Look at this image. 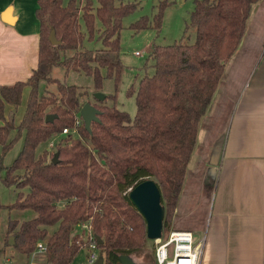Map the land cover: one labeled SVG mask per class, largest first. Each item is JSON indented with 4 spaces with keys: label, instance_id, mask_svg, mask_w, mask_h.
Returning a JSON list of instances; mask_svg holds the SVG:
<instances>
[{
    "label": "trees",
    "instance_id": "16d2710c",
    "mask_svg": "<svg viewBox=\"0 0 264 264\" xmlns=\"http://www.w3.org/2000/svg\"><path fill=\"white\" fill-rule=\"evenodd\" d=\"M257 2L193 0L189 25L195 28L194 41L153 44L147 56L152 73L144 74L135 88L131 85L128 89V93H134L133 118L114 106L94 101L100 111L88 131L79 115L82 91L75 84L50 76L51 68L62 65L65 73L75 70L91 75L95 90L100 89L104 77L117 84L123 70L121 18L136 3L97 0L94 6L91 0H37L36 68L26 80L0 86L1 180L18 189L12 203H0V212L31 209L35 215L22 220L8 218L0 254L6 255L7 246L25 257L23 264H29L41 241L46 263L70 264L84 242L74 227L86 221L92 234L101 239L98 256L104 264H122L121 255L130 256L134 264H155L150 252L153 239L147 238L145 220L131 203L128 191L145 178L153 179L164 208L161 232H167L199 124ZM166 5V0L157 4L151 24L154 28L160 27ZM96 20L100 23L97 28ZM146 26L148 19L144 16L131 24L135 30ZM51 29L59 40L57 44L48 39ZM85 38H95L100 45L84 47ZM25 85L30 88L25 109L14 124ZM6 103L12 106L7 118ZM47 114H52V119L46 120ZM77 118L79 123L75 125ZM64 127H75L79 136L63 135ZM18 138L22 143L17 155L4 165L3 155ZM44 141L53 142V150L45 148L36 154V147ZM55 151L58 157L52 162ZM9 236H13L12 244Z\"/></svg>",
    "mask_w": 264,
    "mask_h": 264
},
{
    "label": "crops",
    "instance_id": "0c3cea01",
    "mask_svg": "<svg viewBox=\"0 0 264 264\" xmlns=\"http://www.w3.org/2000/svg\"><path fill=\"white\" fill-rule=\"evenodd\" d=\"M259 2L251 10L246 30L256 19L261 5ZM36 8L37 0H0V86L17 80L24 81L36 68L39 40ZM242 39L226 62L214 94L213 107L208 114H212L224 102L225 91H220L223 77L235 66L238 57L241 71L244 68L246 58H242V51L237 55ZM255 47L251 65L230 104L227 124L220 132L223 138L218 145H215V141L219 135L210 142L205 141L208 129L204 117L207 113L199 124L196 145L170 220V228L189 230L201 240L198 264H264V32L257 38ZM236 67L238 69V65ZM29 89L28 85L22 88L20 104L14 112V124H18L23 115ZM11 108L10 104H5L6 118ZM2 123L0 119V125ZM206 145L211 147L209 153H212L213 147L215 151L210 160L212 163L207 162L200 172V157ZM210 183L211 194L203 225L201 228H191L179 214L182 193L185 187L192 194L194 185ZM197 203L198 200L194 206ZM43 253V259L30 260L29 264H46ZM3 256L0 254V264H5L4 258L7 264L17 260Z\"/></svg>",
    "mask_w": 264,
    "mask_h": 264
},
{
    "label": "rangeland",
    "instance_id": "374dc122",
    "mask_svg": "<svg viewBox=\"0 0 264 264\" xmlns=\"http://www.w3.org/2000/svg\"><path fill=\"white\" fill-rule=\"evenodd\" d=\"M66 2L67 0H63ZM79 1L83 0H77ZM160 0H115V3L120 2H135V8L124 15L121 18V27L119 29V40H120V59L123 63V70L119 82L114 83L113 79L110 77H104L99 90H95L93 87V78L91 75L85 74L83 72H78L75 70H69L65 73V68L62 65H54L51 68L50 76L56 77L67 84H75L81 90L82 93L79 94V101L83 104L90 102L93 104L94 101L102 102L106 105L114 106L117 109L123 110L133 118L136 105L134 99V93H128V89L131 85L136 87V84L141 76L144 74H151L153 67L150 65L151 60L147 58L149 50L153 44H169L174 41H181L186 43H191L195 39V28L189 25L190 13L193 9V0H166L167 5L164 7L161 17V24L159 28H154L151 24L153 23V15L156 12L157 4ZM92 4L97 5V0H91ZM260 8L256 13V19L253 20L252 24L246 30L245 35L242 39V46L237 51V55L242 51V58H246L244 61V68L241 71L240 67L241 61L238 57L235 62V66L231 71L223 77L224 82L220 87V91L224 89V102L220 103L219 106L215 108L212 114H208L213 107V101H211L206 117L205 123L207 125V139L205 141L210 142L215 136L218 139L215 141V145H218L222 140L223 135L220 132L222 127L224 128L227 124V116L230 111V107L233 103V99L237 94L244 78L246 70L250 67L251 57L256 53V42L257 38L264 32V0L259 2ZM146 17L148 19V26L145 28L135 30L131 27L132 23H135L141 17ZM96 28L100 26L99 21L95 22ZM81 29H84L83 24H81ZM82 46L87 48H95L100 45V42L95 38L89 40L85 38L82 41ZM138 50L141 54L136 55L134 52ZM244 51V52H243ZM238 65V69L237 66ZM44 83L40 84V90L43 88ZM54 85L50 84L49 88L53 89ZM100 91L105 97L98 100L94 97V93ZM215 96V95H214ZM213 96V99H214ZM225 103V104H224ZM210 109V110H209ZM17 115L15 114V119ZM14 121V120H13ZM64 135V134H63ZM59 137V136H58ZM57 138V137H56ZM58 139V138H57ZM22 143V138H18L12 146L5 152L2 157V163L8 165L12 162L13 158L17 155ZM53 150L54 145H49V141L41 142L36 147V154H38L43 149ZM211 147L206 145L204 152L200 157L199 171L201 172L205 164L213 159V154L215 147L212 148V153L210 152ZM1 150V147H0ZM209 151V152H208ZM212 163V161H210ZM211 163H208L211 165ZM4 171L0 173V203L10 204L15 200L17 188L14 186H7L1 180ZM212 183L208 185L201 186L196 184L193 186L194 193L191 194L189 189L185 187L182 197L179 202L180 215L183 222L187 223L191 228H201L204 220V212L209 205V196L211 194ZM26 191L25 188L22 189ZM190 196H192L190 198ZM198 203L196 206V201ZM192 208V209H191ZM191 210V212H189ZM35 215V212L31 209H1L0 212V247L2 244V238L4 230L6 229L8 218H17L19 220L27 219ZM55 226L50 227L53 229ZM172 227V226H171ZM170 228V227H169ZM176 227H172L173 229ZM80 230L79 226L74 227V232ZM197 234V233H196ZM149 247L151 243L149 241ZM99 253V249H96ZM10 248L5 246V256H10L13 259L12 264H23L25 257L19 252H11ZM150 252L153 255V247L150 248ZM88 248L82 245L72 260L70 264H88L87 262ZM3 256V258L5 257ZM43 252H33L29 260L38 261L43 259ZM19 258V259H18ZM7 260L4 258V263ZM104 264V263H102Z\"/></svg>",
    "mask_w": 264,
    "mask_h": 264
},
{
    "label": "water",
    "instance_id": "95a60500",
    "mask_svg": "<svg viewBox=\"0 0 264 264\" xmlns=\"http://www.w3.org/2000/svg\"><path fill=\"white\" fill-rule=\"evenodd\" d=\"M48 39L52 44L59 43L55 36L53 29L49 31ZM94 97L101 100L105 97L100 91L94 93ZM99 109L92 103H83L79 109V115L86 130H90V123L98 120ZM52 114L46 115V120L52 119ZM58 152L55 151L52 155L51 161L56 162ZM128 197L131 203L137 208L145 220L146 236L149 239H155L161 235L162 231V218L164 208L160 203V191L156 183L151 178H145L132 186L128 191ZM9 244L13 243V236H9ZM96 242L101 243L100 237L95 236ZM120 262L122 264H134V260L128 255H121ZM103 259L101 256L92 264H102ZM49 264V263H46Z\"/></svg>",
    "mask_w": 264,
    "mask_h": 264
},
{
    "label": "built area",
    "instance_id": "2783aa9c",
    "mask_svg": "<svg viewBox=\"0 0 264 264\" xmlns=\"http://www.w3.org/2000/svg\"><path fill=\"white\" fill-rule=\"evenodd\" d=\"M136 55L141 53L136 50ZM46 118V117H45ZM79 119L75 120V125H78ZM62 134L70 133L74 137H78V130L74 128L64 127ZM53 145V142H49ZM79 235L83 237L85 245L88 248L87 262L92 264L97 258L98 253L97 242L92 234L90 225L84 221L79 224ZM36 251L45 252V245L39 241L36 244ZM201 253V240L189 230L184 229H168L167 232H161V235L153 239V254L155 264H198Z\"/></svg>",
    "mask_w": 264,
    "mask_h": 264
}]
</instances>
